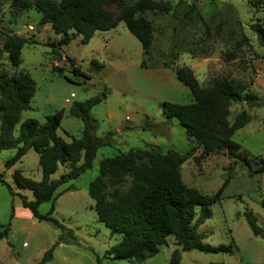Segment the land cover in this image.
<instances>
[{
  "label": "rangeland",
  "instance_id": "rangeland-1",
  "mask_svg": "<svg viewBox=\"0 0 264 264\" xmlns=\"http://www.w3.org/2000/svg\"><path fill=\"white\" fill-rule=\"evenodd\" d=\"M154 1L159 3L157 8L142 13L153 26L152 45L146 54L124 22L111 30L98 31L88 43H82L81 36L72 38L73 32L66 37L56 34L49 24L40 25L42 14L34 7L18 9L0 0V76L26 71L36 82L32 108L22 112L14 135H19L25 120L44 123L47 116L63 110L59 135L67 141L71 136L79 137L84 123L69 114L70 107L104 92L106 97L92 110L97 121L95 135L114 133L113 145L98 150L93 168L57 190L53 216L74 230L76 240L69 244L59 243L60 231L34 218L21 199L0 183V224L10 227L9 236L0 239V264H35L53 246V259L47 264H98V257L101 264H168L178 248L174 237L143 262L111 259L108 250L120 241L121 234L112 233L98 220L95 201L89 194L91 181L100 175V161L132 148L177 151L186 157L181 174L189 186L208 195L222 193V200L211 205L212 217L198 230L206 234L205 243L232 246V251L192 250L182 254L180 264H264V236L254 235L244 215L246 210L252 211L264 229V207L260 203L264 198V173H254L264 160V46L254 28L264 26V0ZM107 9L117 13L115 4ZM11 29L34 41L22 49L18 67L3 51L5 34ZM238 41L242 42L240 58L225 60L224 55L235 49ZM68 58L81 74L73 72ZM93 59L104 63V67L99 71L92 68ZM184 65L192 68L203 88L228 76L247 83L259 97L256 102H234L230 107L231 123L243 111L248 115V122L236 130L233 139L249 164L240 159L235 162L226 151L203 155V148L188 136L180 121L165 116V102L188 104L194 100L190 89L175 74ZM147 121L149 126L145 128ZM15 152L0 151V173L16 192L32 200L33 191L19 190L13 173L21 170L41 180L39 155L30 149L21 161L6 169L5 161ZM65 172L67 168L61 165L52 178ZM132 186L130 174L116 186L107 181V198L111 199L116 187L128 191ZM51 206L52 202H44L39 210L47 214Z\"/></svg>",
  "mask_w": 264,
  "mask_h": 264
},
{
  "label": "trees",
  "instance_id": "trees-1",
  "mask_svg": "<svg viewBox=\"0 0 264 264\" xmlns=\"http://www.w3.org/2000/svg\"><path fill=\"white\" fill-rule=\"evenodd\" d=\"M18 9L35 8L41 12L40 25H51L56 34L72 38L81 36L82 43H88L98 31H108L124 22L128 30L140 41L147 54L152 45V22L142 13L157 8L154 0H136L128 3L125 0H7ZM115 4L117 13L107 9ZM206 25V24H205ZM257 36L264 46V26L254 27ZM67 39L63 43H68ZM30 37L18 33H6L3 40V51L8 53L10 62L18 67L21 63V52L26 44H33ZM242 42L236 43L235 49L228 51L224 58L227 61L237 60L241 56ZM60 58L63 56L56 50ZM73 72L81 74L78 66L70 60ZM91 66L99 71L104 67L97 59ZM61 73L63 69L58 67ZM177 79L187 86L193 102L178 104L165 102L163 112L168 119L177 118L189 137L195 138L203 148V155L216 151H226L235 162L238 159L249 164L243 155L240 145L233 139L236 130L248 122L245 111L240 113L234 123L229 120L230 107L234 102H256L259 97L249 90L247 83L231 77L217 78L208 88H203L191 67L184 65L175 71ZM36 93V82L26 71L15 72L11 76H0V151L15 149L13 156L5 161L6 169L34 149L39 155L42 171L41 180L26 176L21 170L13 173V182L19 190L33 191L34 199L30 200L23 193L16 192L12 185L0 173V183L5 185L12 196L21 199L22 206L31 211L34 218L47 221L60 231L59 243H71L76 240L73 229L68 228L53 216L57 190L61 185L79 178L93 168L97 152L101 147L113 145V132L103 137L95 135L97 121L92 114L102 96L84 102H74L69 114L83 121L84 127L79 137L71 136L67 141L59 135L64 111H57L47 116L44 123L35 119L25 120L19 135L14 129L23 111L32 108L31 102ZM149 122L145 124V128ZM186 157L177 151L167 153L151 152L147 149L132 148L119 151L112 157L100 161V175L91 181L89 194L94 199V208L98 220L110 228L112 233L121 234L120 241L108 254L114 260L143 262L158 254L168 238L174 237L178 248L174 249L168 264H180L184 252L198 250L206 253H230L232 246H213L204 242L206 234L199 232V226L212 217L211 205L222 200V193L208 195L197 188L189 186L182 178L181 166ZM254 173H264V160ZM63 165L67 172L53 179L59 167ZM251 173V172H250ZM132 175L133 186L128 191L116 187L107 198V181L112 185L120 184L127 175ZM44 202H52L49 213L39 210ZM264 207V198L261 200ZM247 223L256 236H264V229L257 217L250 210L244 213ZM9 225L0 224V239L9 236ZM55 246L49 248L35 264H47L53 259ZM98 264L101 260L97 258ZM215 264V263H212Z\"/></svg>",
  "mask_w": 264,
  "mask_h": 264
},
{
  "label": "crops",
  "instance_id": "crops-1",
  "mask_svg": "<svg viewBox=\"0 0 264 264\" xmlns=\"http://www.w3.org/2000/svg\"><path fill=\"white\" fill-rule=\"evenodd\" d=\"M14 24H16V23H14ZM12 30V32H10V33H13V29H11ZM14 33H17V32H14ZM16 165V164H15Z\"/></svg>",
  "mask_w": 264,
  "mask_h": 264
}]
</instances>
